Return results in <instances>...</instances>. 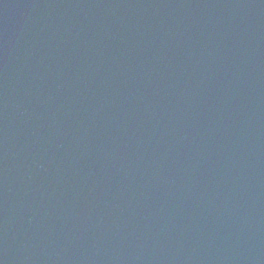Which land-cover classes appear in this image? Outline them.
<instances>
[{
    "label": "water",
    "instance_id": "obj_1",
    "mask_svg": "<svg viewBox=\"0 0 264 264\" xmlns=\"http://www.w3.org/2000/svg\"><path fill=\"white\" fill-rule=\"evenodd\" d=\"M0 264H264V0H0Z\"/></svg>",
    "mask_w": 264,
    "mask_h": 264
}]
</instances>
